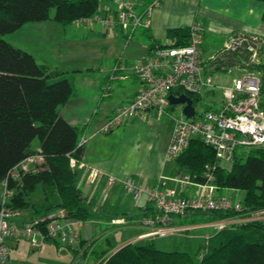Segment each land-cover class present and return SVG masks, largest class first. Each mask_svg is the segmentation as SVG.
<instances>
[{"label": "trees", "instance_id": "1", "mask_svg": "<svg viewBox=\"0 0 264 264\" xmlns=\"http://www.w3.org/2000/svg\"><path fill=\"white\" fill-rule=\"evenodd\" d=\"M151 1L143 0L138 9L143 10ZM101 3L102 0H0V182L7 179L11 191L7 205L14 212L33 205L31 193L42 184L57 189L59 201L51 207L61 208L63 217L87 221L93 215L78 184V173L70 166L71 157L80 158L83 153V145H78L81 128L61 114L62 106L72 96L73 86L61 70L41 63L33 53L15 46L5 35L30 21L54 20L67 27L100 12ZM189 36L190 26L168 29L164 41L149 36L150 53L156 46L186 45ZM260 42L259 38L256 43ZM262 47L259 46V53ZM217 59L225 66L260 76V104L264 109V60L252 61L237 50L224 52ZM171 92L184 91L174 88ZM210 92H187L197 114L216 109L217 103L205 98ZM33 155H40L42 160L31 169L21 170L16 177L11 175L23 160ZM175 161L177 173L189 174L196 182H205L204 171L214 165L211 181L219 189L242 191L243 196L239 197L240 210L188 208L184 213L174 214L172 223L240 218L264 209L263 145L239 146L233 161L225 166L217 159L215 150L195 136ZM104 242L107 245L101 251L94 249L100 244L95 236L80 237L77 245L67 246L74 257L85 258L90 251L97 254L96 258L105 255L99 264H264V219L231 222L214 229L195 250H163L156 246L153 237L126 242L116 250H112L116 243L109 239Z\"/></svg>", "mask_w": 264, "mask_h": 264}, {"label": "crops", "instance_id": "2", "mask_svg": "<svg viewBox=\"0 0 264 264\" xmlns=\"http://www.w3.org/2000/svg\"><path fill=\"white\" fill-rule=\"evenodd\" d=\"M263 12L262 0H160L159 6L153 11L150 26L139 27L132 33L121 27L109 31L98 21L89 24L78 22L63 27L57 21L44 20L25 23L31 24L26 27V37H6L14 45V39L22 41L19 37L26 38L29 41L27 48H20L33 53L41 63L61 70L73 86L72 96L62 106L61 114L71 124L81 128V136L87 137L80 158L87 163V167L93 166L102 171L95 182L88 183L87 168L77 170L78 184L84 195L96 197L95 215L87 221L72 219L80 237L89 239L97 235L95 228L103 221H109L113 226L123 224L127 228L133 223L140 225L145 211L125 191L123 182L127 178L134 177L140 185L179 187L175 180L178 172L176 161L167 156L173 131L172 119H162L159 116L162 112L151 109L146 119L133 117L111 131L101 130L116 107L131 100L142 88V81L131 66L137 58L150 53L148 37L164 41L170 28L201 23L204 27V71L216 81L228 83L232 79L225 70L231 65L216 62L217 57L212 56L217 55L232 36L246 34L260 38L259 46L263 47L261 53L258 49L257 59L264 60ZM25 24L14 34L20 32ZM119 63L124 67L115 68ZM210 91V95L205 98L209 102H216L218 107L222 103L221 91ZM41 160L25 159L16 170L31 169L34 163ZM109 175L117 179L111 186L107 183ZM192 187L188 186L183 193H192ZM39 190L38 198L35 193ZM223 191H228L235 198L239 197L237 190ZM2 194L3 188L0 186V197ZM31 198L34 204L26 207H32L30 219L59 216L62 213L61 208L51 207L59 199L50 201L46 187L42 184L37 185ZM40 201L45 202L42 210L37 208ZM116 205L122 209V214H116ZM24 209L16 210L15 213H21ZM136 210H139L140 215L132 216ZM141 231L116 245L128 242ZM21 240L10 238V249H18ZM46 242L53 241L44 240L39 246L32 245V249L42 247ZM8 264H11V258Z\"/></svg>", "mask_w": 264, "mask_h": 264}, {"label": "built area", "instance_id": "3", "mask_svg": "<svg viewBox=\"0 0 264 264\" xmlns=\"http://www.w3.org/2000/svg\"><path fill=\"white\" fill-rule=\"evenodd\" d=\"M102 2L100 12L77 23L89 24L98 21L109 31L121 27L128 33H132L139 27L150 26L153 11L160 4V0H152L140 11L138 6L143 0H102ZM258 40L257 36H249L248 39L245 34L232 36L221 53L237 50L242 56L252 61L258 60ZM203 41L204 27L201 23L195 22L190 26L189 42L186 45L156 46L152 53L137 58L131 67L143 86L131 100L116 107L102 125L101 130L111 131L133 117L146 119L147 112L151 109L157 112L165 111L171 105L168 96L174 88H180L186 94L187 92L203 94L207 90L219 89L222 94V103L216 106V109L201 110L200 114H197L195 110V114L191 117L183 112L179 116L171 115L173 131L167 156L175 159L189 146L191 139L195 136H199L204 143L215 150L220 162L233 161L239 146H264V109L260 104V76L238 68L241 71L231 82L216 81L213 76L204 71ZM212 57H218V53ZM120 66L124 67L119 63L115 68ZM86 141L87 137L81 136L78 145H84ZM39 158L42 159L40 155H33L26 160L35 161ZM70 166L75 171L87 168L88 183L95 182L102 174L99 168L87 167V163L81 158L71 157ZM213 168L214 165L207 166L204 171L205 182H196L189 174L177 173L175 180L179 183L178 188L164 187L159 184L140 185L134 177L127 178L123 182L125 191L132 196L137 206L147 209L140 221L142 231L128 242L191 229L190 227L215 229L224 227L230 219L198 222L191 226L172 223L174 214L184 213L188 208L236 210L242 208L239 197L235 198L228 191L219 189L211 181ZM20 171L14 170L11 175L16 177ZM116 180L113 175L107 177L109 186ZM0 186L3 188V194L0 197V264L9 262L11 249L8 240L10 238H25L33 246H39L47 239L64 245L78 244L80 233L74 220L62 216L63 211L59 216H40L19 224L11 220L15 212L7 205L8 196L11 193L7 188V179L0 182ZM188 186L197 188L195 192L184 194ZM257 217L264 219L258 215ZM45 221L47 223L43 228L41 224ZM204 236L208 238V235Z\"/></svg>", "mask_w": 264, "mask_h": 264}, {"label": "rangeland", "instance_id": "4", "mask_svg": "<svg viewBox=\"0 0 264 264\" xmlns=\"http://www.w3.org/2000/svg\"><path fill=\"white\" fill-rule=\"evenodd\" d=\"M102 6V3H101ZM30 23V22H27ZM26 26L20 30L17 34H14L16 31L8 33L5 35V37L13 38L15 35H26V31L28 30L26 27L30 26L31 24H25ZM14 34V35H13ZM9 35V36H8ZM22 36V37H23ZM26 37V36H25ZM19 40L14 39L15 46L16 43H18L17 46L25 47L27 48V43L29 42L26 38L21 39L19 37ZM31 45H28L30 47ZM224 50V48H220L218 50V57L220 54L227 52L221 51ZM28 51V50H27ZM241 70H239L237 67H231V69H226L225 72L229 75V78L233 79L235 75L239 74ZM171 115H182V107L180 105L174 104L169 105L165 111H163L159 116L162 119H172ZM173 121V119H172ZM222 164L225 166H229L230 163L227 161H221ZM94 187V186H93ZM197 188V187H196ZM195 187H192L191 190L195 192ZM47 195L50 201H55L56 199H59V194L57 192V189L54 186H48L46 187ZM229 190V189H227ZM41 190L39 192L36 191L35 196L39 198ZM238 196L242 197L243 192L237 190ZM236 194V195H237ZM42 196H44V193H42ZM91 195L89 198L87 197V206L92 211L93 215H95V209H94V202L96 201V197ZM41 199H44L43 197ZM45 202L40 201L37 204V208L39 210H42ZM117 209L116 214L120 215L122 214V209L119 207H115ZM32 207H29L28 209H24L21 213H14L11 217V220H13L16 223H22L31 220L32 215ZM139 216L140 212L139 210H136L132 216ZM258 216L264 217V209L257 210L253 213H251L249 216H241L240 218H233L226 222V225L231 222H238V221H245V220H257L259 219ZM178 220V219H177ZM198 223V222H195ZM178 224V223H176ZM193 223H185L184 225L191 226ZM77 228V227H76ZM181 230L169 234H160L156 236H151V238H154L155 244L158 248L163 250H195L199 243L205 241V236L208 235V237L212 234L215 228H209V227H197ZM140 230H142L141 225L139 223H133L130 227H126V225H117L113 226L110 224L109 221H103L99 224H97V227L95 228V232L97 235L95 237H98L100 239V244L97 246L99 251H101L102 247H106L107 242L104 241L106 239L111 240L113 243H118L120 241H123L126 238H130L131 236L138 233ZM94 237V236H93ZM92 238V237H91ZM20 247L18 249H11V264H99L101 262L102 258L105 257V255L100 256L99 258H96L95 253H92V251L88 252L85 258L82 257H74V254L67 245H56L53 242H46L42 247L32 249V245L30 241H28L25 238H21ZM27 240V241H26ZM131 241V240H130ZM112 243V244H113ZM126 242H122L119 245H115L112 250H116L120 246H122ZM93 249V248H92ZM111 251H109L110 253ZM108 253V254H109Z\"/></svg>", "mask_w": 264, "mask_h": 264}, {"label": "water", "instance_id": "5", "mask_svg": "<svg viewBox=\"0 0 264 264\" xmlns=\"http://www.w3.org/2000/svg\"><path fill=\"white\" fill-rule=\"evenodd\" d=\"M168 98L171 104L182 105V112L186 116L191 117L195 114V106L193 104V99L190 95L182 93L176 96L173 93H170Z\"/></svg>", "mask_w": 264, "mask_h": 264}]
</instances>
